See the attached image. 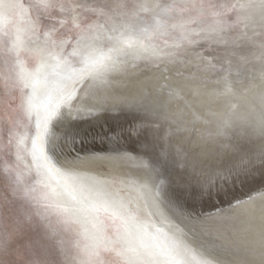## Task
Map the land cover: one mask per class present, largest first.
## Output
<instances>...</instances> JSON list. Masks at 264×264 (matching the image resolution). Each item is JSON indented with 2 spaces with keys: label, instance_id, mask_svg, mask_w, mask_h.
<instances>
[{
  "label": "bare ground",
  "instance_id": "1",
  "mask_svg": "<svg viewBox=\"0 0 264 264\" xmlns=\"http://www.w3.org/2000/svg\"><path fill=\"white\" fill-rule=\"evenodd\" d=\"M0 6V264H264V190L196 218L135 155L54 153L67 126L140 94L185 110L204 158L207 141L228 151L220 131L264 97V0Z\"/></svg>",
  "mask_w": 264,
  "mask_h": 264
},
{
  "label": "water",
  "instance_id": "2",
  "mask_svg": "<svg viewBox=\"0 0 264 264\" xmlns=\"http://www.w3.org/2000/svg\"><path fill=\"white\" fill-rule=\"evenodd\" d=\"M209 76L213 78V74ZM256 94L257 99H253L256 105L249 103L240 107L239 113L243 116H236L229 125L227 124L226 129L219 133L222 138L227 132L231 148L224 151L221 146H215L213 141H207V158L197 151L200 144L192 148L191 141L198 138L191 134L187 135V138L185 136L186 132L182 126L186 118L185 110L179 114L170 113L168 107L161 102L162 96L157 94L132 97L119 95L111 98L113 103L103 105L101 110L91 113L81 122L67 126L66 132L60 136L64 138L60 141L61 144L67 148L63 150L59 144L54 153H67L69 156H76L74 151L76 154L105 153L115 157L124 154L135 155L140 158V162L135 163L136 170L138 173H146L151 182L157 181L167 199V208L175 210V207L180 206L196 218L213 215L222 208L226 209L237 201L247 200L253 193L264 190V181L252 186L249 191L238 187L234 188L236 191H228L229 194L225 195L222 193L224 187L218 183L213 186L219 178L227 176L235 180L234 184L241 185L247 176H252L257 166H264V105H260L264 97H259L260 90ZM97 122L109 133L107 145L103 142L104 137L102 139L88 130ZM217 126L212 125L210 129ZM120 134L124 139L120 145L123 148L112 141ZM245 159L246 164L242 163ZM219 186L221 187L218 188ZM206 191L213 193V198L210 197V202L202 205L197 197ZM222 196L225 197L221 201ZM233 221L234 219L231 220ZM228 223L230 222H225ZM237 223L239 227L235 229L236 235L244 224L240 221ZM194 232L197 233L196 230ZM226 248L224 250L222 247H216L212 251L221 257H228L230 254L226 252ZM229 249L239 257L242 256L239 250Z\"/></svg>",
  "mask_w": 264,
  "mask_h": 264
},
{
  "label": "rangeland",
  "instance_id": "3",
  "mask_svg": "<svg viewBox=\"0 0 264 264\" xmlns=\"http://www.w3.org/2000/svg\"><path fill=\"white\" fill-rule=\"evenodd\" d=\"M83 120V119H82ZM75 122V121H74ZM79 122H81V120H79ZM74 124V123H73ZM92 126V125H91ZM89 131H92V133H95V135H98L100 136L102 139H103V142L107 145V141L108 138V131H106V128H102L99 126V122H97V124H94L93 127L89 128L88 129ZM91 133V134H92ZM126 134V132L124 133V135ZM112 135V134H111ZM114 136V134L112 135ZM92 137H93V134H92ZM90 141V140H89ZM88 141V142H89ZM116 145H118L119 147H122L120 146L122 142H124V139H123V135L120 134L118 137H114V139L112 140ZM110 145V144H109ZM88 146V145H87ZM123 148V147H122ZM77 149H80V148H77ZM78 153V152H77ZM263 165V164H262ZM262 165H259L257 166L255 169H254V173L252 174V176H247L244 180H243V183H240L241 185L239 184H234L235 183V180L233 178H230V177H222V178H219L217 181L214 182L213 186H215L216 183L220 184L222 187H224V191L222 193L225 194H229V192H233V191H236V189L239 187L240 189H243L245 191H249V189L252 187V186H255L257 185L258 183H260L261 181L263 182L264 181V166L263 168H261ZM248 177H250V179H248ZM194 185V184H193ZM195 186V185H194ZM221 186H219L218 188H220ZM237 186V187H235ZM217 188V189H218ZM236 188V189H234ZM229 191V192H228ZM213 198V193H209V192H204V193H200L199 196L197 197V200L201 202L202 205H205L208 202V200H210L209 198ZM223 197L225 196H222L220 199L221 201L223 200Z\"/></svg>",
  "mask_w": 264,
  "mask_h": 264
},
{
  "label": "snow or ice",
  "instance_id": "4",
  "mask_svg": "<svg viewBox=\"0 0 264 264\" xmlns=\"http://www.w3.org/2000/svg\"><path fill=\"white\" fill-rule=\"evenodd\" d=\"M0 7H2V6H0ZM3 19H4V17H3V14H2V13H0V24H2V23H3Z\"/></svg>",
  "mask_w": 264,
  "mask_h": 264
}]
</instances>
